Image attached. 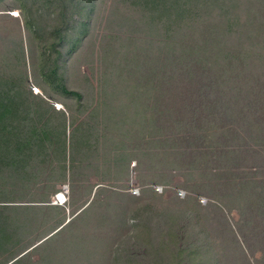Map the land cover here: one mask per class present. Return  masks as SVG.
I'll return each mask as SVG.
<instances>
[{
    "label": "rangeland",
    "instance_id": "obj_1",
    "mask_svg": "<svg viewBox=\"0 0 264 264\" xmlns=\"http://www.w3.org/2000/svg\"><path fill=\"white\" fill-rule=\"evenodd\" d=\"M64 1L0 0V72L23 71V48L30 90L66 117L59 156L52 152L27 169L1 171L0 205L10 209L4 217L29 221L21 245L30 257L23 264H112L121 237L144 239L142 217L155 228L163 213L187 223V250L198 247L192 235L203 238L196 262L264 264V95H251L264 86V71H245L258 75L252 81L235 72L236 83L251 89L229 95L228 83L208 66L176 57L177 50L159 39L130 47L139 36L130 28L138 23L128 16L134 15L130 0H93L90 12L81 11L87 20L74 17L75 35L84 34L60 70L67 89L81 96L64 93L41 84L43 47L23 17L24 9H41L35 15L40 21L49 8L55 25L72 23L69 14H55ZM120 26L129 28L127 49L137 70L117 66L119 47L126 45ZM170 56L173 64L149 85L150 68L159 70ZM59 119H53L55 128ZM64 185L67 203L51 204ZM60 231L40 250L47 252L32 251Z\"/></svg>",
    "mask_w": 264,
    "mask_h": 264
},
{
    "label": "trees",
    "instance_id": "obj_2",
    "mask_svg": "<svg viewBox=\"0 0 264 264\" xmlns=\"http://www.w3.org/2000/svg\"><path fill=\"white\" fill-rule=\"evenodd\" d=\"M257 2L258 0H130L131 5L128 10H131L134 15L128 16L138 21V23H132L133 26L130 28L134 27V31L137 29L139 36L146 35V38L133 37L132 42L136 45H130V47L139 48L156 43L159 39L165 46L174 47L177 50L176 57L181 55L184 57L183 60L188 59L186 61L201 68L208 66L217 76V80L228 83L229 95L236 91L246 94L250 92V86L237 84L233 74L236 72L238 75L236 77L240 80L252 81L253 78L257 79L258 75L252 76L253 78L244 76L245 71L249 72L250 69L264 71V5H256ZM92 7H94L93 0H70V2L65 0L60 7L57 5L59 12L55 14L58 17L69 14L68 18L72 20V23L64 19L58 25L54 24L55 19H52L53 14L51 15L49 8L46 10V15L42 16L45 18L37 22L35 15L41 16L38 14L41 9L36 11L24 9V16L21 13L30 33L36 35L40 47H43L40 69L46 70H42V75H39L41 84L45 80L55 85L56 90L58 88L64 93L81 96L67 89L65 73L60 70L65 62V54L71 55L84 34L75 35L78 29L77 23H79L75 20V15L79 14L81 18H84L85 15L81 11L90 12ZM115 7L119 11V7L117 5ZM88 17L84 19L87 20ZM125 27L120 26L118 34L120 39L125 38L126 42L130 36H128L129 28ZM129 48L127 49V42L126 45L119 47L117 66L119 64L122 67L129 66L137 70L138 61L135 56L131 58ZM19 56L23 67L22 72L15 74L0 72V175L1 171L6 169L10 172L15 169H27L31 163L38 159H46L45 157L52 152L59 156L66 133H64L66 128L64 113H58L52 109L48 101L34 95L30 90L23 48ZM171 57H166L160 63L159 70H157L158 67L150 68L151 77L146 79L149 85H154L157 76L158 78L164 76L165 68L173 64ZM251 66L254 67L251 68ZM102 82L105 85V81ZM39 87L44 89L45 93L48 92L43 85L38 84ZM251 95L253 97L264 95V86ZM31 99L35 100L34 104L29 102ZM56 117L61 118L59 119L61 125L57 128L54 127L53 121ZM60 132H62L61 145L58 137ZM7 210L10 209L6 205H0V264H23L30 257L28 252L22 255L27 247L24 244L21 245L22 238L29 227V221L21 219L18 222L13 218H5L4 212ZM86 211L87 209L84 212ZM173 216L171 213H163L161 222L155 228L147 224L148 218L143 216L142 225L145 229L148 227L144 230L146 237L141 239V235L135 238L129 233L126 236L124 234L125 237H121L123 241L118 244L111 263L217 264L215 259H212V263L208 261L204 263V259L196 262L199 257L196 252L204 249V244L200 242L203 238L197 234L192 235L190 243L192 245L198 243L196 245L198 247L187 250L184 244L189 237V232L186 231L187 223H183L185 220L181 215ZM63 223L64 221L60 225ZM61 233L60 231L57 236L46 239L32 251L41 252V254L47 252V250H40ZM137 244L141 245L139 248L142 251L135 248ZM201 256L208 259L206 255Z\"/></svg>",
    "mask_w": 264,
    "mask_h": 264
},
{
    "label": "built area",
    "instance_id": "obj_3",
    "mask_svg": "<svg viewBox=\"0 0 264 264\" xmlns=\"http://www.w3.org/2000/svg\"><path fill=\"white\" fill-rule=\"evenodd\" d=\"M134 191H139V189H134ZM181 196H184V193H181ZM68 201V189L67 186L64 185L61 190L56 193L55 197L52 199L51 204L54 205H64Z\"/></svg>",
    "mask_w": 264,
    "mask_h": 264
},
{
    "label": "water",
    "instance_id": "obj_4",
    "mask_svg": "<svg viewBox=\"0 0 264 264\" xmlns=\"http://www.w3.org/2000/svg\"><path fill=\"white\" fill-rule=\"evenodd\" d=\"M43 241H44V240H43ZM43 241H42V242H43ZM42 242H40L39 244H41ZM39 244H38V245H39ZM36 246H37V245H36Z\"/></svg>",
    "mask_w": 264,
    "mask_h": 264
}]
</instances>
